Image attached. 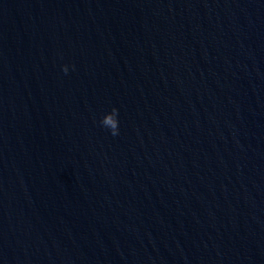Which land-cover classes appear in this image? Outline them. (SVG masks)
Listing matches in <instances>:
<instances>
[{
	"label": "water",
	"instance_id": "1",
	"mask_svg": "<svg viewBox=\"0 0 264 264\" xmlns=\"http://www.w3.org/2000/svg\"><path fill=\"white\" fill-rule=\"evenodd\" d=\"M0 264H264V0H0Z\"/></svg>",
	"mask_w": 264,
	"mask_h": 264
},
{
	"label": "clouds",
	"instance_id": "2",
	"mask_svg": "<svg viewBox=\"0 0 264 264\" xmlns=\"http://www.w3.org/2000/svg\"><path fill=\"white\" fill-rule=\"evenodd\" d=\"M63 71L65 72V74H67L68 72L67 66H64ZM118 116H119V110L117 108H112V110L107 114H105L100 121L101 125L109 129L113 136L119 134Z\"/></svg>",
	"mask_w": 264,
	"mask_h": 264
}]
</instances>
